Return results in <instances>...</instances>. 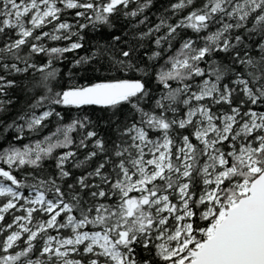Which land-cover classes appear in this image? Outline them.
I'll return each instance as SVG.
<instances>
[{"label":"snow or ice","instance_id":"obj_1","mask_svg":"<svg viewBox=\"0 0 264 264\" xmlns=\"http://www.w3.org/2000/svg\"><path fill=\"white\" fill-rule=\"evenodd\" d=\"M0 264H264V0H0Z\"/></svg>","mask_w":264,"mask_h":264}]
</instances>
